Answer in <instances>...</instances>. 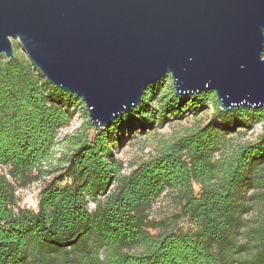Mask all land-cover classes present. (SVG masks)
Instances as JSON below:
<instances>
[{"label":"trees","instance_id":"obj_1","mask_svg":"<svg viewBox=\"0 0 264 264\" xmlns=\"http://www.w3.org/2000/svg\"><path fill=\"white\" fill-rule=\"evenodd\" d=\"M164 81L110 127L84 122L56 157L81 98L25 55L0 58V264H264V107L225 111L214 91L177 95ZM209 105L205 124L129 172L116 156L125 138ZM247 122L261 132L229 152L228 135ZM42 179L37 210L22 206L18 190ZM169 191L192 227L153 234L163 224L151 209Z\"/></svg>","mask_w":264,"mask_h":264},{"label":"water","instance_id":"obj_2","mask_svg":"<svg viewBox=\"0 0 264 264\" xmlns=\"http://www.w3.org/2000/svg\"><path fill=\"white\" fill-rule=\"evenodd\" d=\"M18 38L54 85L108 128L168 73L177 95L264 107V0H0V56Z\"/></svg>","mask_w":264,"mask_h":264},{"label":"rangeland","instance_id":"obj_3","mask_svg":"<svg viewBox=\"0 0 264 264\" xmlns=\"http://www.w3.org/2000/svg\"><path fill=\"white\" fill-rule=\"evenodd\" d=\"M13 49L15 56L25 55L27 53L20 41L16 37H12ZM6 58L3 53L0 58ZM29 59V58H28ZM163 87L166 90L174 89L173 79L171 73H168L164 77ZM155 99V98H154ZM76 107V114L72 119L69 126L61 129L58 133V143L54 148L56 157H60L62 153L70 151L69 137L77 135L81 132V128L84 122H89L88 112L85 103L82 101ZM157 101L153 104L157 105ZM214 107L209 105L205 110H201L197 113H186L183 118L169 117L162 124L157 123L152 129L146 131L136 132L133 136H129L124 139L121 148H115V154L117 157L123 159L126 162L127 169L130 171L133 165H137L143 160H146L154 155H157L164 143L170 142L176 137L195 129L205 124L213 115ZM248 127H238L236 132L228 135L229 142L227 144V150L229 152L234 151L241 144L255 140L257 135L261 132V125L259 123H249ZM93 130H91V133ZM216 155H220L218 152ZM44 184V179L34 182L27 187L20 188L18 190V197L22 206L37 210L39 196L41 188ZM197 193L200 192V186L195 185ZM178 193L176 191L165 192L158 198L157 202L151 209V218L159 221L163 224L162 227L157 229H151V233L158 234L166 231H178L185 230L192 227L188 219L184 218L181 214L180 203L178 200ZM93 207V205L91 206ZM260 213V204H256L254 209L246 216L248 223L253 224Z\"/></svg>","mask_w":264,"mask_h":264}]
</instances>
